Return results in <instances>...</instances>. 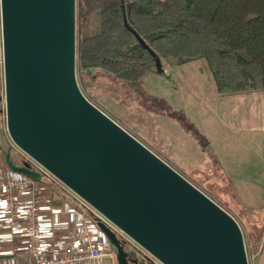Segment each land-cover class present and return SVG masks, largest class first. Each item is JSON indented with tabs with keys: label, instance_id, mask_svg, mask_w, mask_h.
Segmentation results:
<instances>
[{
	"label": "water",
	"instance_id": "water-1",
	"mask_svg": "<svg viewBox=\"0 0 264 264\" xmlns=\"http://www.w3.org/2000/svg\"><path fill=\"white\" fill-rule=\"evenodd\" d=\"M76 0H0L6 128L34 160L162 264H249L234 217L93 104L79 88ZM30 158V159H29ZM118 264H131L99 223ZM142 264V262H141Z\"/></svg>",
	"mask_w": 264,
	"mask_h": 264
},
{
	"label": "rangeland",
	"instance_id": "rangeland-1",
	"mask_svg": "<svg viewBox=\"0 0 264 264\" xmlns=\"http://www.w3.org/2000/svg\"><path fill=\"white\" fill-rule=\"evenodd\" d=\"M99 27L98 18L79 16L76 0L75 72L79 88L99 109L228 211L241 229L248 263L257 264L252 255L264 226V189L251 182L244 164H262L264 157L260 152H238L240 136L231 125L224 122L221 127L218 120L216 132L212 130L213 112L230 114L236 95L216 92L213 76L201 59L184 65L158 60L157 71L133 80H120L99 70L82 71L77 63L78 39ZM0 65L2 68V62ZM6 150L27 159L0 119L1 161ZM232 179L241 181V194L249 204L236 197L228 182ZM122 239L143 264H162L127 236ZM105 263L110 264L108 259Z\"/></svg>",
	"mask_w": 264,
	"mask_h": 264
},
{
	"label": "trees",
	"instance_id": "trees-1",
	"mask_svg": "<svg viewBox=\"0 0 264 264\" xmlns=\"http://www.w3.org/2000/svg\"><path fill=\"white\" fill-rule=\"evenodd\" d=\"M78 11L100 20L78 39L82 71L133 80L158 60L201 59L218 94L264 90V0H78Z\"/></svg>",
	"mask_w": 264,
	"mask_h": 264
},
{
	"label": "built area",
	"instance_id": "built-area-1",
	"mask_svg": "<svg viewBox=\"0 0 264 264\" xmlns=\"http://www.w3.org/2000/svg\"><path fill=\"white\" fill-rule=\"evenodd\" d=\"M0 119L6 126L4 99ZM1 160L0 264H106L105 259L118 264L99 225L126 236L112 222L34 160L31 166L41 173L39 180Z\"/></svg>",
	"mask_w": 264,
	"mask_h": 264
},
{
	"label": "crops",
	"instance_id": "crops-1",
	"mask_svg": "<svg viewBox=\"0 0 264 264\" xmlns=\"http://www.w3.org/2000/svg\"><path fill=\"white\" fill-rule=\"evenodd\" d=\"M233 95H236L233 96V101L235 102V105H237L233 106L230 114L219 113L215 110V114L213 112V115H216L215 117L217 118V120L215 118V124L213 125L212 130L213 132H216L215 125H217L218 120L221 121V127L224 122L229 126L231 125L230 127L233 128L234 132L238 136H240V138L238 137V141L240 142H238V152H241L242 155H244V152L249 151H251L252 154H254L255 152H260L264 157V90H250L243 93H235ZM217 98L218 97H216V100ZM210 113H212V111ZM217 134L220 133L217 132ZM209 141H211L210 137ZM244 165H247L246 168H248V175L251 182L254 184H258L259 188L261 187L262 189H264V160L262 164H256L254 162L250 164L249 162H247ZM228 182L231 185L232 191L236 193V197L244 200L241 194V181L232 179L228 180ZM244 202L246 203L245 200ZM247 204L249 203H246V205ZM261 221L264 225V220L261 219ZM254 256L256 258L257 264H264V226L262 234L259 238V246L257 248V251L252 255V261Z\"/></svg>",
	"mask_w": 264,
	"mask_h": 264
},
{
	"label": "flooded vegetation",
	"instance_id": "flooded-vegetation-1",
	"mask_svg": "<svg viewBox=\"0 0 264 264\" xmlns=\"http://www.w3.org/2000/svg\"><path fill=\"white\" fill-rule=\"evenodd\" d=\"M9 152L10 153V157L11 159L17 163L18 165H21L24 158L23 157H20L14 153H12L11 151L9 150H6L5 154ZM4 154V155H5ZM117 238L119 239V242L120 244L123 246V249L127 252V256L126 258L131 261V264H141V261H139L136 256H135V251L134 250H131L130 248L127 247L126 243H125V240H123L122 238L118 237ZM115 250V249H114Z\"/></svg>",
	"mask_w": 264,
	"mask_h": 264
}]
</instances>
